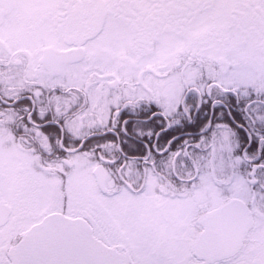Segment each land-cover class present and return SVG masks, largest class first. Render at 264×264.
<instances>
[{"label": "snow or ice", "instance_id": "1", "mask_svg": "<svg viewBox=\"0 0 264 264\" xmlns=\"http://www.w3.org/2000/svg\"><path fill=\"white\" fill-rule=\"evenodd\" d=\"M0 264H264V0H0Z\"/></svg>", "mask_w": 264, "mask_h": 264}]
</instances>
